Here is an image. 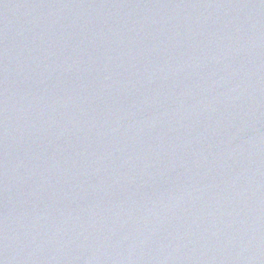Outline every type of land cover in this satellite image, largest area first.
I'll list each match as a JSON object with an SVG mask.
<instances>
[{
  "label": "water",
  "instance_id": "obj_1",
  "mask_svg": "<svg viewBox=\"0 0 264 264\" xmlns=\"http://www.w3.org/2000/svg\"><path fill=\"white\" fill-rule=\"evenodd\" d=\"M0 264H264V0H0Z\"/></svg>",
  "mask_w": 264,
  "mask_h": 264
}]
</instances>
